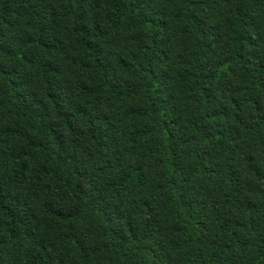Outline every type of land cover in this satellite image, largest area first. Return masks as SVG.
I'll return each instance as SVG.
<instances>
[{"label": "trees", "instance_id": "16d2710c", "mask_svg": "<svg viewBox=\"0 0 264 264\" xmlns=\"http://www.w3.org/2000/svg\"><path fill=\"white\" fill-rule=\"evenodd\" d=\"M0 264H264V0H0Z\"/></svg>", "mask_w": 264, "mask_h": 264}]
</instances>
